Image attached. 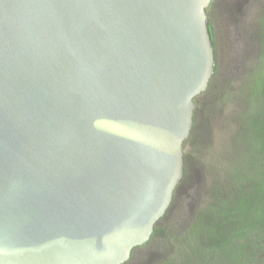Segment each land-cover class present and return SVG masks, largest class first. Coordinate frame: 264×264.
Listing matches in <instances>:
<instances>
[{
  "label": "water",
  "instance_id": "1",
  "mask_svg": "<svg viewBox=\"0 0 264 264\" xmlns=\"http://www.w3.org/2000/svg\"><path fill=\"white\" fill-rule=\"evenodd\" d=\"M212 0H0V264H123L184 175Z\"/></svg>",
  "mask_w": 264,
  "mask_h": 264
},
{
  "label": "trees",
  "instance_id": "2",
  "mask_svg": "<svg viewBox=\"0 0 264 264\" xmlns=\"http://www.w3.org/2000/svg\"><path fill=\"white\" fill-rule=\"evenodd\" d=\"M254 3L247 24L240 8L236 14L233 8L229 11L240 52L239 71L231 78L223 76L218 61L210 14L214 0L207 9L216 72L206 91L195 98L194 126L184 142V175L150 240L135 247L123 264H264V0ZM231 96L242 107L235 119L228 116ZM222 111L227 120L218 131L231 127L238 131L232 132L234 139L243 143L230 157L215 149L219 132L203 125L217 121L215 115ZM168 226L173 227L170 236ZM160 240L165 247L149 248Z\"/></svg>",
  "mask_w": 264,
  "mask_h": 264
},
{
  "label": "rangeland",
  "instance_id": "3",
  "mask_svg": "<svg viewBox=\"0 0 264 264\" xmlns=\"http://www.w3.org/2000/svg\"><path fill=\"white\" fill-rule=\"evenodd\" d=\"M236 7L240 8L242 12L240 13V17L245 20L246 24L248 23L250 17L256 10V5L254 3V0H214V5L210 10L211 17L213 19L214 27L217 32V43H218V52H219V63L224 68V74L223 76L231 78V76H235L237 74V71H239V67L237 68L236 65L238 63V60L240 58L239 55V43L237 42V39L234 37V31H233V25L234 23L228 19L229 11H231V8L234 10L232 13L236 14ZM242 20V21H243ZM243 23V22H242ZM241 23V25H243ZM231 104H233V107L230 108L228 116L232 119H235L237 117L236 114L242 111V107L239 105L240 101L236 96H231L230 98ZM228 107H226L227 110ZM215 116L216 119H213V122H207L204 121L203 125L206 127L207 125L211 126L212 132H219L217 135V140L214 144L216 151H219L221 154H227L230 156H233L237 153V151L242 150L243 148H239V145H243L242 142H239L238 139H234V136H232V132H238L236 130H233L231 127L226 128L223 131H218L219 129H222L225 125V121L227 118L224 116L225 112H217ZM242 132L241 130H239ZM245 132V131H244ZM241 140V139H240ZM237 148H239L237 150ZM237 150V151H236ZM198 153H195V155H198ZM226 155V156H227ZM225 156V157H226ZM168 222V221H166ZM166 223H162V226H165ZM173 227L168 226L167 235H172ZM172 231V232H171ZM165 247V241H154L149 248H163ZM144 248L145 250H142L145 252L149 249Z\"/></svg>",
  "mask_w": 264,
  "mask_h": 264
}]
</instances>
